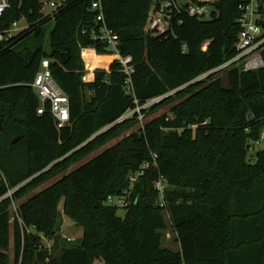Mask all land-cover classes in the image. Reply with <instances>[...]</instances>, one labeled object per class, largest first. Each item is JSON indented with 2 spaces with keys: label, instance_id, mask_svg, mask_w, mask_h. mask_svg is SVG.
<instances>
[{
  "label": "trees",
  "instance_id": "trees-1",
  "mask_svg": "<svg viewBox=\"0 0 264 264\" xmlns=\"http://www.w3.org/2000/svg\"><path fill=\"white\" fill-rule=\"evenodd\" d=\"M40 1L8 0L0 23V29L22 19L30 25L0 43V264H9L11 238L13 264H264V151L254 164L247 161L248 143L259 142L264 129V66L254 72L229 67V91L213 77L237 55L242 0H215L208 18L181 12L162 35L145 30L161 0H102L105 25L118 35L121 55L133 60L130 94L116 63L93 80V70L111 62L107 56L84 54L90 83L83 81L81 49L105 54L90 36L98 26L90 0H68L52 18L43 16ZM255 1L264 13V0ZM261 57L264 62V46ZM45 59L69 100V123L61 130L48 106L37 113L30 87ZM158 97L147 114L170 106L169 114L20 201L18 219L10 220L12 202L138 123L132 117L92 139L134 110L135 101L142 106ZM153 155L156 167L137 178L119 217L108 198L129 190L130 175ZM61 202L63 214L83 228L78 247L59 249ZM163 212L177 251L163 246ZM40 235L53 241L50 254L38 249Z\"/></svg>",
  "mask_w": 264,
  "mask_h": 264
},
{
  "label": "built area",
  "instance_id": "built-area-1",
  "mask_svg": "<svg viewBox=\"0 0 264 264\" xmlns=\"http://www.w3.org/2000/svg\"><path fill=\"white\" fill-rule=\"evenodd\" d=\"M101 1L102 0H90V10L95 15L98 26L91 29L89 32L92 40L104 47L105 54L98 55L94 48L81 49L80 57L85 67L83 81L89 83L85 80V76L89 72L86 67L85 53H91L95 56H112L113 59L108 64L107 68H96L93 70V80L94 73L97 70L108 71L109 66L116 63L120 68V72L126 77L125 93L130 94L131 75L134 73L133 60L130 56L121 55L119 51L120 39L116 33L108 29L105 25ZM67 2L68 0H41L40 4L42 6L43 16L52 18L54 13H57L60 9L66 6ZM8 8V0H0V23H2V16ZM239 10L241 15L238 22L241 30L236 45L237 55L233 59L216 68L214 72H223L231 66L240 68L242 72H254L264 66L261 57V50L264 46V13L261 11L260 4L255 0H242V3L239 5ZM181 12L193 18H208L212 10H209L206 5L199 4L193 0H185L183 3L181 0H161L157 3L155 2L152 11H150L147 30L153 35L166 34V32L171 29L172 21L176 18V15ZM29 27L30 25L23 19L14 21L10 26L0 29V43H7L11 38L27 30ZM86 32L87 31H83L82 33L84 34ZM30 87L36 94L40 103L37 113L42 115L45 112V107L48 106L56 129L61 130L65 128L70 119L69 100L53 80L49 70L48 60L45 59L41 62L39 70L35 74ZM162 98L163 97L152 99L142 106H139L137 101H135L136 108L134 110L129 111L115 123L105 127L101 131L103 132L107 130L114 124H119L127 115H130L131 118L136 117L138 122H142L145 114ZM261 141H264V132L261 134L260 142ZM155 160L156 156L153 155L151 164H142L139 171L130 175L129 190L123 192V194L118 197H109L106 204L117 209H126L130 204L129 197L135 181L145 170H148L151 167H156ZM154 188L159 192L160 196L163 195L164 185L161 181L155 182ZM7 196H10V193ZM14 213L11 221L18 219L16 209L14 210ZM18 221L21 224V221ZM25 230L28 233L32 232V229ZM52 244V240L40 235V245H38L40 251H46L50 254L52 251Z\"/></svg>",
  "mask_w": 264,
  "mask_h": 264
},
{
  "label": "rangeland",
  "instance_id": "rangeland-1",
  "mask_svg": "<svg viewBox=\"0 0 264 264\" xmlns=\"http://www.w3.org/2000/svg\"><path fill=\"white\" fill-rule=\"evenodd\" d=\"M182 3L185 2V0H181ZM201 3H205V5L208 7L209 10H212V4L214 3L215 0H197ZM153 6H154V3H153ZM153 6L151 8V11L153 9ZM149 20V18H148ZM148 20H147V24H146V27H145V30H147V26H148ZM214 78H222V72L221 73H218L216 75L213 76ZM207 78V76L203 75L201 76L200 78H198L197 80H203ZM228 88L230 90V82L228 81ZM160 102V101H159ZM157 102L154 106L158 105ZM153 106V107H154ZM170 109V106H162V107H159L157 108L154 112L150 113V114H145L144 116V119L142 122H138V123H132V125L126 129H124L123 133L121 136L117 137V138H113L109 141H107L106 143H104L103 145L97 147L94 151H92L89 155H87L86 157H84L83 159H80L78 161H76L75 163H72L70 165V168L65 172V173H62L60 175H53V176H49L47 178V180L42 183L41 185L35 187V188H32L30 190H28L24 195H23V198L19 201H15V202H12L11 204V207H10V220H12V217L14 216V210L16 209L18 203L20 201H23L25 199H27L28 197H31L32 195L36 194V193H39L40 191H42L43 189H45L46 187L52 185L53 183H55L56 181H58L59 179L62 178V176L66 173H69L71 171H73L74 169L78 168L80 165L86 163L87 161L91 160L93 157H95L96 155H98L99 153H101L102 151L110 148L111 146H113L114 144H116L117 142H119L122 138H124L125 136H127L128 134H130L132 131L134 130H137L138 128L142 127L144 124H146L148 121L156 118V117H159V116H162L164 114H169L168 111ZM125 119H123V121H127L129 120L131 117L130 115H127L126 117H124ZM122 121V122H123ZM120 122V123H122ZM103 133L102 131H99L98 133L94 134V136L92 137L95 138L96 136H98L99 134ZM263 132H264V129H263ZM262 132V133H263ZM78 149V148H77ZM248 154H247V161L250 163V164H254L256 162V156H257V153L258 152H262L264 151V141H259V142H249L248 143ZM71 153H69L67 156H69ZM66 156V157H67ZM173 190L172 188H170V191ZM59 210H60V218H61V227H60V247L59 249L66 247V248H75V247H78L79 244L81 243V238H82V235H83V228L79 225H77L73 220H71L70 218H68L67 216H65L62 212V202L61 204L59 205ZM118 216L119 217H123L124 214H125V211L122 210V209H119L118 212H117ZM162 215L164 216L165 218V221H166V224H167V227L166 229L162 232L163 234V246L166 247V248H170L174 251H177L178 250V244H177V241H176V235L173 233V230H172V224H171V221L169 219V216L166 212H163ZM59 246V245H58ZM51 250L53 251V248H51ZM7 256H8V260H9V264H13V241H12V238H11V242H10V247L7 251ZM93 264H102V262L100 260H95L93 262Z\"/></svg>",
  "mask_w": 264,
  "mask_h": 264
},
{
  "label": "water",
  "instance_id": "water-1",
  "mask_svg": "<svg viewBox=\"0 0 264 264\" xmlns=\"http://www.w3.org/2000/svg\"><path fill=\"white\" fill-rule=\"evenodd\" d=\"M20 59L22 61H25L26 60V53H24L23 55L20 56ZM228 81H229V74H228V71L227 70H224L222 72V78H221V82H220V87H221V90L222 91H229V88H228ZM2 121L0 120V132L2 131ZM18 140H13L11 142V146L14 145L15 143H17Z\"/></svg>",
  "mask_w": 264,
  "mask_h": 264
},
{
  "label": "bare ground",
  "instance_id": "bare-ground-1",
  "mask_svg": "<svg viewBox=\"0 0 264 264\" xmlns=\"http://www.w3.org/2000/svg\"><path fill=\"white\" fill-rule=\"evenodd\" d=\"M107 58L111 61L113 59L112 56H107Z\"/></svg>",
  "mask_w": 264,
  "mask_h": 264
},
{
  "label": "crops",
  "instance_id": "crops-1",
  "mask_svg": "<svg viewBox=\"0 0 264 264\" xmlns=\"http://www.w3.org/2000/svg\"><path fill=\"white\" fill-rule=\"evenodd\" d=\"M90 83V82H89ZM103 264V263H102Z\"/></svg>",
  "mask_w": 264,
  "mask_h": 264
}]
</instances>
